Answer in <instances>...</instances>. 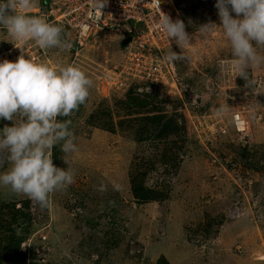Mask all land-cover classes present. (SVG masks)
Returning a JSON list of instances; mask_svg holds the SVG:
<instances>
[{
	"label": "rangeland",
	"instance_id": "obj_1",
	"mask_svg": "<svg viewBox=\"0 0 264 264\" xmlns=\"http://www.w3.org/2000/svg\"><path fill=\"white\" fill-rule=\"evenodd\" d=\"M55 1L45 0L46 8L52 9ZM205 6L202 12L192 14L193 20L210 22L209 0ZM33 7L38 11H28L29 14L45 18L49 12L40 11L39 0H35ZM215 14L217 20L211 22L219 24L218 10ZM122 37L119 30H114L105 37H98L92 46L80 47L73 34L67 32L65 38L70 45L67 49H41L34 41L19 43L22 49H14V43L7 41L14 38L0 27L2 59L11 60L3 53L12 49L13 61L22 54L26 56L29 50L36 55V60L46 61L53 67L80 62L78 67L94 81L83 114H72L76 118L73 131L78 145V151L71 157L75 181L65 190L53 193L47 209L33 216L32 232L24 234L20 243L25 254L23 264H156L161 256L166 257L169 264H264V172L235 165V150L224 152L221 149L229 142L242 146L251 142L264 144V65L249 68L251 83L245 81L239 87L240 77L232 66L231 47L222 29L205 38L199 52L189 55V62L178 65L177 71L182 77L180 84L185 88L180 89L181 98L170 96L175 98L172 100H181L178 110L182 112L186 107L190 110L193 107L197 112L214 110L221 115L207 119L208 123H217L221 118L229 124L230 131L220 135L217 130L213 135L208 133V137H199L191 121L186 119L184 162L176 174L167 177L172 190L162 211L158 202L141 205L134 202L129 183L134 156L138 152H152L151 144L139 146L119 133L112 134L85 124L88 114L100 100L107 99L112 104V99L119 96L98 82L99 73L93 74L89 64L92 62L99 69L117 64L124 54ZM226 64L230 65L228 74L223 68ZM210 89L212 96L204 107L191 102L192 95ZM172 107L173 103L167 105V109L172 110ZM236 112H242L250 122L247 140L233 128L232 116ZM6 124L11 122L0 120V128ZM162 175L161 171L154 172L151 185L161 181ZM101 182L108 185L107 191L98 190ZM112 183H118L120 191H114ZM26 198L12 193L9 188H0V200L13 202ZM113 207L116 211L111 214L109 209ZM84 208L102 210L110 215L108 219L117 220V228L125 233L122 256L106 259L89 252L90 256L88 248L78 253L79 236L74 231V218ZM211 223L213 226L208 225ZM198 224L201 230L208 232L195 233ZM18 230L23 233L21 228ZM14 262L20 264L15 257ZM0 264L11 263L0 259Z\"/></svg>",
	"mask_w": 264,
	"mask_h": 264
},
{
	"label": "clouds",
	"instance_id": "obj_2",
	"mask_svg": "<svg viewBox=\"0 0 264 264\" xmlns=\"http://www.w3.org/2000/svg\"><path fill=\"white\" fill-rule=\"evenodd\" d=\"M34 2L0 0V27L14 38L7 41L18 48L19 43L34 41L42 49H67L70 45L61 26L27 12ZM107 3L92 0L93 7L102 9ZM215 7L220 23L202 24L194 35L186 30L183 19H172L161 11L158 27L180 49L165 58L168 62L190 61L187 54L193 39H205L222 29L237 77L247 83L249 68L264 65V0H215ZM93 86L90 76L75 65L53 67L23 54L15 61L0 60V120L11 122L0 128V188L47 207L53 193L74 183L71 157L78 151L77 138L72 120L61 118L79 110ZM57 147L66 167L54 163ZM107 188L101 182L98 190ZM112 189L120 191V185L112 183Z\"/></svg>",
	"mask_w": 264,
	"mask_h": 264
},
{
	"label": "trees",
	"instance_id": "obj_3",
	"mask_svg": "<svg viewBox=\"0 0 264 264\" xmlns=\"http://www.w3.org/2000/svg\"><path fill=\"white\" fill-rule=\"evenodd\" d=\"M207 0H175L180 9L182 19L186 26L195 31L202 24L208 23L193 20L192 14L202 12L205 9ZM210 1L209 21H216L217 11L215 0ZM40 11L47 12L49 9L45 6V0H39ZM34 15V14H33ZM62 27L63 38L71 31L62 26L60 23H54ZM69 41V39L67 38ZM66 40V41H67ZM67 41V42H68ZM69 43V42H68ZM125 49L124 47H122ZM76 46H72L75 51ZM170 53V52H169ZM264 55V50L261 51ZM228 57V54L227 56ZM231 60V59H230ZM180 62H175L178 69ZM178 72V71H177ZM249 83H251L252 75L248 72ZM245 80L238 78L237 85L243 86ZM152 87L143 82H133L126 92L125 98L120 96L110 100L103 99L96 104L94 109L88 114L85 124L86 126L107 131L112 134L119 133L125 139L136 142L139 146L144 143H150L152 152H138L134 156L133 166L129 171V183L133 197V201L137 204H146L150 202H158L161 210L165 209V205L169 200L172 187L167 182V177L174 175L180 169L184 162L186 144H187V125L184 115L178 110L182 106L180 99L172 100L166 95L161 87ZM142 88V90H140ZM90 96L79 110L74 111L76 114L82 115L84 108L87 107ZM173 103L172 110L167 109V105ZM73 114V113H72ZM79 118V117H78ZM71 119L72 126L75 127L76 118L72 115L67 118ZM80 127V126H79ZM74 130V129H73ZM264 144L248 143L245 146L229 142L226 147H221L225 151L235 150V165L241 164L245 169L264 172V150L260 148ZM152 154V155H151ZM62 153L57 147L55 149L54 163L58 166L66 167L59 159ZM213 161L217 159L213 158ZM156 171L163 173V178L155 185H151V177ZM42 207L38 203L26 198L21 201L0 200V259H5L8 263L14 264V257L23 264L25 254L21 248V239L24 234L32 232L34 220L33 216L41 214ZM113 207L110 213L116 210ZM38 211V212H37ZM37 212V213H36ZM44 212V211H43ZM102 210H94L92 208H84L78 211L74 218V231L78 234L76 250H87L88 254L98 255L100 258L114 259L123 254L121 249L126 246L125 233L117 228V220ZM213 226V224H208ZM194 230L195 233H207L205 229H200L198 224ZM219 225L217 226V228ZM22 229L20 230L18 229ZM215 228V226H214ZM216 228V229H217ZM91 252V254L89 253ZM86 254V257L89 256ZM156 264H169L166 257L161 256Z\"/></svg>",
	"mask_w": 264,
	"mask_h": 264
},
{
	"label": "built area",
	"instance_id": "obj_4",
	"mask_svg": "<svg viewBox=\"0 0 264 264\" xmlns=\"http://www.w3.org/2000/svg\"><path fill=\"white\" fill-rule=\"evenodd\" d=\"M52 5V9L45 14L44 19L53 24L60 23L68 28L77 46L90 44L92 46L98 37H105L114 30L122 33V28L131 34L132 39L125 47L124 54L117 64L102 69L94 67L92 62L89 64V67L93 68V74L99 73L96 77L98 82L102 83L109 92H116L124 97L131 84L137 81L149 84L153 88L161 87L166 95L181 98L182 77L177 72L175 62H168L165 58L169 50L179 52L180 49L171 38L169 41L166 34L158 27L162 12L169 14L172 19H182L175 0H108L103 9L93 7L92 0H56L52 2ZM28 11L37 12L38 8L33 7ZM186 30L193 35L196 33V30L192 31L187 26ZM203 43L204 39L199 37L197 40L193 39L187 55L199 52ZM18 46L22 48L20 44ZM17 48L14 47V49ZM12 52L13 50L10 49L3 54L6 58L10 57L14 60L15 56ZM27 52L26 56L36 59L34 53L29 50ZM0 60H2L1 55ZM75 65L80 66L81 63L78 62ZM228 66L230 65L223 66L225 74L230 72ZM176 73L179 78L176 77ZM152 87L148 86L146 89L149 91ZM181 113L188 121H191L199 137L201 135L208 137V133L213 135L217 130V134L220 135H226L230 131L229 124L221 118L217 123H208L207 119L211 120L212 117L217 118L221 115L214 110L205 109L197 112L193 107L191 110L186 107ZM232 121L233 128L239 136L246 138L250 135V122L242 112L234 113ZM218 124L220 125L217 127Z\"/></svg>",
	"mask_w": 264,
	"mask_h": 264
},
{
	"label": "water",
	"instance_id": "obj_5",
	"mask_svg": "<svg viewBox=\"0 0 264 264\" xmlns=\"http://www.w3.org/2000/svg\"><path fill=\"white\" fill-rule=\"evenodd\" d=\"M121 31H122L121 34L123 36V39L121 40V46L125 48L130 43L132 36L125 28H122ZM175 75L177 78H179L177 73ZM181 87L185 88L182 85V83H181ZM211 96H212V90L210 89V90L203 92L202 94L192 95L190 97V100L193 104L200 106V107H204L210 100Z\"/></svg>",
	"mask_w": 264,
	"mask_h": 264
},
{
	"label": "crops",
	"instance_id": "obj_6",
	"mask_svg": "<svg viewBox=\"0 0 264 264\" xmlns=\"http://www.w3.org/2000/svg\"><path fill=\"white\" fill-rule=\"evenodd\" d=\"M34 8H37V7H34Z\"/></svg>",
	"mask_w": 264,
	"mask_h": 264
}]
</instances>
